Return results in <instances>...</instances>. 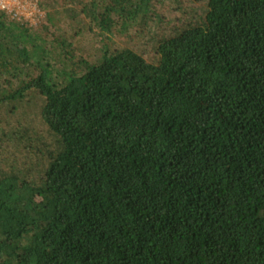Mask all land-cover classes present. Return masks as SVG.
Listing matches in <instances>:
<instances>
[{"label":"trees","instance_id":"1","mask_svg":"<svg viewBox=\"0 0 264 264\" xmlns=\"http://www.w3.org/2000/svg\"><path fill=\"white\" fill-rule=\"evenodd\" d=\"M37 6L0 10V264H264V0Z\"/></svg>","mask_w":264,"mask_h":264},{"label":"rangeland","instance_id":"2","mask_svg":"<svg viewBox=\"0 0 264 264\" xmlns=\"http://www.w3.org/2000/svg\"><path fill=\"white\" fill-rule=\"evenodd\" d=\"M11 6L8 8V12L10 9L14 8V12L16 13V17H20L24 20H28L30 25H36L40 22V19L45 15V11L40 10L37 6L39 0H8ZM140 45V42L137 44L130 45L134 47Z\"/></svg>","mask_w":264,"mask_h":264},{"label":"built area","instance_id":"3","mask_svg":"<svg viewBox=\"0 0 264 264\" xmlns=\"http://www.w3.org/2000/svg\"><path fill=\"white\" fill-rule=\"evenodd\" d=\"M11 4L8 2V0H0V10L8 12V8L11 6ZM14 11V8H12L8 13H11L13 17H16V13Z\"/></svg>","mask_w":264,"mask_h":264}]
</instances>
